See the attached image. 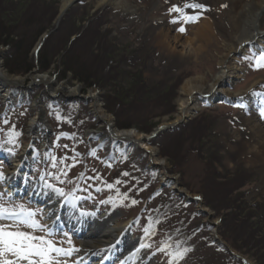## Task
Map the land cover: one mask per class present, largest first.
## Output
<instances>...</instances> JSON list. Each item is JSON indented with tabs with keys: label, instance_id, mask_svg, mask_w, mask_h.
<instances>
[{
	"label": "rangeland",
	"instance_id": "1",
	"mask_svg": "<svg viewBox=\"0 0 264 264\" xmlns=\"http://www.w3.org/2000/svg\"><path fill=\"white\" fill-rule=\"evenodd\" d=\"M61 1L0 0V42L12 43L8 37H17L20 42L19 48L16 44L0 47V63L4 73L25 79L24 85L0 89V204H23L36 212L35 218L51 233L56 246L71 252L70 256L58 257L62 264L83 262L79 256L83 237L72 228L66 232L53 229L56 220L50 222L46 206H35L26 200L33 197L37 186L57 195L55 189L62 190L65 195H59L58 202L73 201L85 224L100 222L110 213L117 214L121 224L130 222L127 235L144 250L145 264H264L261 166L249 169L239 163L236 155L221 144L219 133L222 123L232 133L242 132L239 116L247 118L243 100L222 95L213 102H203L187 122L168 127L159 135L155 148L159 151L163 147L167 172L175 178L165 180L161 167L153 164L146 151L133 141L116 140L109 134V128L93 115L91 99L86 98L91 92L100 98L101 107L116 129L132 128L149 135L153 127L164 124V119L175 120L184 78L196 74L195 69L202 76L209 72L214 75L220 69L218 62L205 56L201 58L204 64L201 62L191 73L167 72V60L160 61L158 48L141 43L139 31L146 19L132 30L125 27V16L113 11V7L96 9L97 0H80L60 20ZM22 3L24 7L19 6ZM172 14L175 20L178 13ZM198 16L202 15H196L191 25ZM177 18L179 22L173 26L179 29L189 23L180 15ZM44 33L50 37L38 49ZM224 41H219L223 50ZM179 50L190 51L186 47ZM244 50L236 62L243 69L242 77L225 89L232 95L240 90L263 94L264 67H257L256 57L264 51ZM9 68L17 73L10 74ZM31 73L46 75L65 88L79 86L81 96H52L40 84L28 85ZM77 74L78 82H74ZM149 106L150 119H146ZM262 110L261 103L255 111L261 121ZM35 117L45 119V129H37V124L30 126ZM56 139L57 148L40 149L42 142L53 145ZM23 147L29 152L26 155L38 158L40 164L42 158H48V163L43 164L47 170L42 173V169L30 165L31 172L24 181L19 180L24 184L23 194L11 195L9 190L18 188L6 186L12 180L11 176L7 178L8 173L14 172L6 155H16ZM179 189L193 195L201 193L202 203L210 204L217 214L211 209L201 210L197 201L184 197ZM172 214L177 217L172 218ZM63 215L58 216L59 223H67ZM10 223L3 220L0 226Z\"/></svg>",
	"mask_w": 264,
	"mask_h": 264
},
{
	"label": "bare ground",
	"instance_id": "2",
	"mask_svg": "<svg viewBox=\"0 0 264 264\" xmlns=\"http://www.w3.org/2000/svg\"><path fill=\"white\" fill-rule=\"evenodd\" d=\"M159 1L97 0L95 1V8L103 9L113 7V11H118L121 16H125L126 21L128 22V25L125 27L132 28V30L146 19V22L142 26V30L139 31L140 37H143L141 43L146 47L154 46L158 48L160 61L167 60V72L185 70L191 73L193 69L200 66V63L203 61L201 58L205 56H210V60H216V63L218 62L217 65L221 70L214 71V75L209 72L208 75L202 76V74L197 73L198 70L195 69L196 74L193 73L192 76L185 77L181 87L182 93H180L181 97L178 100V109L175 113V120L172 121L170 118L164 119V124L153 127L154 131L149 135H146L147 132L140 130H138L137 133L131 130L132 128H129L128 130L116 129L111 118L106 115L104 109L101 107L100 98L95 93L91 92L86 98L89 100L91 99V106L94 108L92 112L93 115L95 118L99 119L103 125L109 128V134L114 139L133 141L137 146L146 151L149 159L153 161V164L161 167L159 169L165 180H175V178L167 172L168 170L166 168L168 162L167 158L163 156V147L159 151L155 148L154 143H158L160 140L159 135H162L168 127H175L187 122L203 102H213L217 97L222 95H227L231 98H240L244 102V112L247 114V118H245L244 115L239 116L243 125V130L238 134L232 133L226 123L220 124L219 133L222 134L221 144L236 155V159L239 163L245 164L249 169L250 167L257 168L256 166H261V186L262 190H264V120H258L255 114L257 107H261V103L264 104V92L263 94L257 95V92H254L253 90L248 92L240 90L237 95L236 93H234L235 95H232L233 93H231V90L225 89L228 84H233L235 79L242 77L243 69L240 68L236 62L239 60L238 55L244 52V49L252 48L254 50L264 51V0ZM78 2L80 3L81 1L62 0L59 19H63L69 8L74 4L76 5ZM186 3H198L203 5V9H185L184 5ZM174 5L183 9L188 16H196L200 14L202 16H198L199 19L192 25V21L189 22L187 26L184 27V31L181 32L179 31V28L173 26L172 13L175 12H171L170 9ZM19 6L24 7L23 3L19 4ZM179 15L180 14L178 13L177 16ZM170 22L172 24H170ZM169 26H172L175 29H172ZM48 37H50V34L46 35L44 33V36L37 46L38 49L45 46L44 39L46 40ZM221 38L225 40L224 50L219 47L221 43H219V41L223 40ZM7 39H11V42L13 39L16 42H12L13 44L8 40L5 43L0 42V47L3 46L8 48V46L13 47L16 44L19 48L18 44L20 42L18 43L17 37H8ZM18 39H21V37ZM179 47H184V49L186 47V49L188 48L190 51L184 53L179 50ZM12 61L13 62L11 63H14L15 59ZM8 63H10L9 59L6 60V65H8ZM202 64H204V62H202ZM3 71L4 66L0 63V89L4 90L8 89V87H16L25 84L24 78H14ZM43 72H46V70L42 71L41 74H44ZM9 73L11 74L12 72L9 70ZM211 77L214 80H212ZM30 78L28 85L40 84L45 87L47 92H50L52 96H56L59 93H61V95L64 93V96L67 98L77 97L78 95L81 96L79 93L82 88L79 86L74 89H71L70 87L65 88L62 84L51 82L46 75H39L38 73H31ZM78 78L77 74V79L74 78L73 81L75 80L74 82H78ZM260 80L261 79L259 78L258 81L260 82ZM83 93L85 92L83 91ZM4 96L7 97L9 94L6 92ZM147 108L145 116L146 119H150V117L148 118V116H150L149 114H151L149 109L150 106ZM41 120V117H35L31 121L30 126L37 124V129H45L47 126L45 125V119ZM119 129L124 128L120 127ZM35 140L37 141V139ZM53 142V145H51V142H46V145L44 144L45 142H42L40 149L48 151L52 150L54 147L57 148L58 140L56 139ZM25 149L26 147L18 149L16 155L13 153L6 155L8 159H10L11 170L12 172L14 171L11 174L8 173L7 178L10 179L12 177V180L9 181L6 186L10 188L15 185L18 188L15 191L9 190L11 195L16 193L23 194V190L25 189L24 184L19 180L23 178L24 181V177L31 172L29 170L32 169L31 167L42 169V173L47 170V166L45 167L43 164L48 163L46 162L49 160L48 158H42V164H40L38 158H33L31 154L26 155V153L29 154V152ZM30 165L31 167L29 168ZM39 172L40 171H37V173ZM7 187L5 188L8 189ZM37 189L38 190L33 197L26 198V200L35 206H38L40 203L46 206L45 208L48 209V213L51 217L50 222L54 223L53 220H56L53 224V229H62L63 232H66L72 228L77 235L83 237L81 241L83 250L79 255L82 256V260H80L83 262L80 264H130V261H134L132 264H145L147 260L144 255V250L136 243V241L129 238L127 235L130 231L128 230L130 222L121 224L118 215L110 213L104 216L100 222L97 221L94 223L92 220L89 224H85L80 217L81 215L77 213L79 210H76L73 201L62 204L58 202L61 200L59 195L53 194L52 192L48 193L46 192L48 190L41 186H37ZM50 191L52 190L50 189ZM179 192H184V190L179 189ZM184 193V197H191L194 201H197L196 204L201 210L203 209V211L205 210L206 212L211 209L214 214H217V212L211 208L210 204L205 203V201L204 204L202 203L201 199L204 197L201 193L200 195H193L190 191L189 193ZM199 197L202 198L199 199ZM13 199H16L15 195L13 196ZM206 205H208V207ZM59 209H63L64 212ZM61 212H63L64 215L58 214ZM59 215H63L65 218L64 220H67V223L63 221H60L62 223H59ZM171 217L175 218L177 216L172 214ZM149 237H151V235ZM68 263L70 262L66 261L63 264ZM22 264H26V262H22ZM246 264L250 263L247 262Z\"/></svg>",
	"mask_w": 264,
	"mask_h": 264
},
{
	"label": "snow or ice",
	"instance_id": "3",
	"mask_svg": "<svg viewBox=\"0 0 264 264\" xmlns=\"http://www.w3.org/2000/svg\"><path fill=\"white\" fill-rule=\"evenodd\" d=\"M184 8L203 9V5L186 3ZM170 11L179 13L185 22L196 19L195 16L186 15L179 6L174 5ZM172 22H179V18ZM179 31L183 32L184 28L181 27ZM256 65L258 68L264 67V53L256 57ZM261 115L264 116V110H262ZM0 179H3L2 172H0ZM47 186L52 187L51 185ZM55 190L59 195H65L62 190ZM35 217L36 212L26 208L23 204L14 206L0 204V221H11L8 225L0 226V264H22V262H26V264H62L58 257L71 255L70 251L56 246L54 241L50 239L51 233ZM22 228L31 231H23ZM36 232L44 234L35 235ZM177 255L182 254L178 253Z\"/></svg>",
	"mask_w": 264,
	"mask_h": 264
},
{
	"label": "trees",
	"instance_id": "4",
	"mask_svg": "<svg viewBox=\"0 0 264 264\" xmlns=\"http://www.w3.org/2000/svg\"><path fill=\"white\" fill-rule=\"evenodd\" d=\"M12 42H15L14 40H12ZM15 68V67H14ZM9 70L13 73V72H15V73H17V71H16V69H11V68H9Z\"/></svg>",
	"mask_w": 264,
	"mask_h": 264
}]
</instances>
